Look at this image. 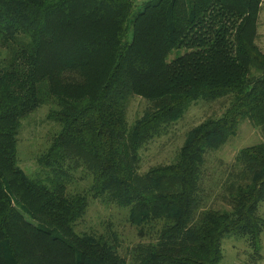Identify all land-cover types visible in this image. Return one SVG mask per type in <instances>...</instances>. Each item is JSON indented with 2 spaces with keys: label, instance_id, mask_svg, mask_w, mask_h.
Returning <instances> with one entry per match:
<instances>
[{
  "label": "trees",
  "instance_id": "1",
  "mask_svg": "<svg viewBox=\"0 0 264 264\" xmlns=\"http://www.w3.org/2000/svg\"><path fill=\"white\" fill-rule=\"evenodd\" d=\"M138 1L0 0V264H219L230 236L263 257L264 140L238 151L228 208L204 206L202 191L209 152L244 120L264 132L263 0H152L135 12ZM134 96L151 105L130 123ZM222 98V114L190 128L175 160L139 171L141 149L193 103ZM45 104L59 129L32 175L19 133ZM79 168L93 184L69 192ZM91 196L127 208L151 239L130 261L116 236L76 230Z\"/></svg>",
  "mask_w": 264,
  "mask_h": 264
},
{
  "label": "rangeland",
  "instance_id": "2",
  "mask_svg": "<svg viewBox=\"0 0 264 264\" xmlns=\"http://www.w3.org/2000/svg\"><path fill=\"white\" fill-rule=\"evenodd\" d=\"M152 0H139L135 12ZM259 45L264 50V0L259 16ZM184 49H175L169 59L183 53ZM1 59V58H0ZM151 102L140 96H134L128 108V120L132 123L143 115ZM227 106V99L199 100L193 103L185 115L174 123L165 134L156 137L141 149L140 172H146L158 164L175 160L179 148L184 142L187 131L208 116H219ZM51 105L45 104L23 120L19 133L18 158L21 167L29 174L36 175L42 171L38 157L50 144L52 136L59 125L48 118ZM264 140V132L249 120H244L235 136L220 149L207 154L202 177L204 206L228 208V198L224 195V184L230 171H233L238 151L248 145ZM94 181L93 175L83 168L72 171L68 183L69 192L88 191ZM86 214L76 224L78 232H92L97 235L116 236L121 255L128 261L131 251L141 242L151 240L141 236L139 228L128 220V209L100 197H90ZM259 213L264 217V201L259 205ZM29 218L30 216L27 215ZM31 218V217H30ZM223 258L219 264H264V232L262 233V258L253 261L251 245L243 238L225 237L222 242Z\"/></svg>",
  "mask_w": 264,
  "mask_h": 264
}]
</instances>
